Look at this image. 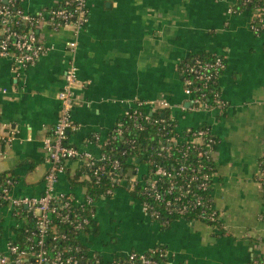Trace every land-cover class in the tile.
I'll use <instances>...</instances> for the list:
<instances>
[{"label": "crops", "instance_id": "0c3cea01", "mask_svg": "<svg viewBox=\"0 0 264 264\" xmlns=\"http://www.w3.org/2000/svg\"><path fill=\"white\" fill-rule=\"evenodd\" d=\"M62 1L26 0L23 8L36 14ZM232 5L231 0H89V23L80 34L72 28L41 31L48 51L34 66L20 70L12 58L0 57V175L15 179L12 196L44 194L50 167L44 141L61 110L68 44L77 41L81 86L72 146L99 158L131 102L163 99L174 107L182 129L208 126L220 141L212 197L221 228L178 220L163 230L140 202L117 190L96 204L101 235L83 237L82 243L107 261L159 246L166 248L168 264H251L264 257V194L257 181L264 153V33L251 31L253 12ZM194 54L227 62L219 80L222 112L188 109L191 101L177 68ZM83 165L80 159L66 163L57 194L85 200L86 187L74 182ZM27 224L0 204L1 253Z\"/></svg>", "mask_w": 264, "mask_h": 264}, {"label": "built area", "instance_id": "2783aa9c", "mask_svg": "<svg viewBox=\"0 0 264 264\" xmlns=\"http://www.w3.org/2000/svg\"><path fill=\"white\" fill-rule=\"evenodd\" d=\"M18 1L24 3L26 0H0V57L12 58L16 68L20 70L34 66L47 53L48 49L41 36L43 29L59 31L72 28L75 35H78L89 23V0H64L36 14L27 13L24 8L15 9ZM231 1L233 5L237 2H241L243 5L254 2V0ZM251 12H253L251 31L260 35L264 32V8L257 6ZM19 26L29 28L27 31H21L17 29ZM77 48V41L68 44L71 58L65 73V85L59 93L61 110L51 137L44 141V148L50 164L45 177L44 194L38 198H14L11 192L15 185L14 178L8 175L5 179H0V204L8 205L15 212L25 209L36 223L33 229L27 230L25 247L17 246L12 242L6 245L5 252H0V264H78L77 257L73 252H78L79 248L69 247L64 250L57 248L59 242H67L69 237L65 233H56L52 219L53 216H56L57 219H61L63 225H76V230H82L89 220H77L75 224L73 209L77 207L84 210V205H89L91 208L95 206L94 199L89 195L83 202H78L69 195L57 194V184L60 178L66 174V163L71 160L80 159L84 162L82 169L87 170L89 174H84L81 177L82 181L96 180L100 184L106 177L112 187L117 186L123 189L128 187L130 191H133L141 186L142 195H148L156 202L165 203L171 214L184 216L195 210L198 217L207 220L213 226L220 222V213L215 209L214 201L210 198L216 174L215 156L220 141L208 126L182 129L179 122L173 117L171 111L174 107L168 101L163 99L158 102L141 100L131 102L124 112L123 118L103 146L104 151L106 147L122 137L123 141L119 145L120 147L135 148L136 140L131 139L128 135L133 134L140 138L148 132L149 127L155 130L156 138L159 140L156 145L150 146L145 151L150 156H146V158L148 157L147 165L141 169V165L135 164L129 172L133 173L129 181L120 173L122 168L120 160L111 161L105 152L96 158L93 154L83 152L70 144V133L78 130L73 121L77 98L76 90L81 86L79 68L75 60ZM224 60L219 58L211 64L198 62L197 67L191 72L195 76L194 78L201 82L209 84L218 81L220 73L227 69ZM183 85L185 93L191 101L189 111L220 110L222 112L225 109V103L219 95H216L218 100L214 107L203 101L205 95L199 94L202 89L195 87L194 79H187ZM167 113L168 117H166ZM160 114L161 117H158ZM127 154V150L122 152V156ZM191 156H194L192 160ZM158 159L164 160L168 165L159 164ZM261 179H264V153L260 158L257 177L264 194V184L260 182ZM178 181L182 183L177 185ZM166 185H168L167 188ZM159 187H165L163 188L165 190L162 192ZM116 191L109 189L103 198L114 196ZM167 196H170L171 200L166 201ZM140 203L148 216L153 207L147 202ZM152 212L153 216L159 217V212ZM91 213L93 217H96L93 209ZM150 252L155 257H167V252L162 253L157 249ZM125 258L130 260V264H159L157 260L135 252ZM260 258L264 260V257ZM119 263L112 261V264ZM252 263L264 264V261L258 263L253 260Z\"/></svg>", "mask_w": 264, "mask_h": 264}, {"label": "trees", "instance_id": "16d2710c", "mask_svg": "<svg viewBox=\"0 0 264 264\" xmlns=\"http://www.w3.org/2000/svg\"><path fill=\"white\" fill-rule=\"evenodd\" d=\"M257 6H261L264 8V0H254V2L252 4H247V5H243L241 2H237L236 4L233 5V9L238 11V12L239 11H248V12L250 11L251 12V11H254V9ZM15 9H23V3L21 1H18L17 4L15 5ZM28 28L29 27H26V26L17 27V29H20L21 31H27ZM263 33H261V34H263ZM219 58L224 60V58H222V57H217V56L214 57V56L207 55V54L206 55L194 54L189 59H187L186 61L180 63L178 68H177L178 75H179L181 81L183 82V84L187 79H190V78L194 79L195 87L196 88L201 87V89H202L199 94L205 95V98H203L202 100L205 102H208L213 107L217 104L216 102H217L218 98H216V95H219V97L221 96V87L219 84V80L224 75L226 70H224L220 73L218 81L210 82L209 84L201 82L199 80H196L194 78L195 76L193 75L191 70L197 67L198 62L201 64H208V63L211 64V63H214ZM224 62L227 64V62L225 60H224ZM221 100H222V98H221ZM158 117H161V114L158 115ZM166 117H168V113L166 114ZM128 136L131 137V139L136 140L135 148L127 147L126 149H124L123 147H120L119 145H121L122 141H123V139L121 137L117 142L112 143L108 147H106V149H104L103 152L108 154L109 159L111 161H114L116 159L121 161L122 168L120 170V173H122L124 175V178L129 181L131 178V176L129 175L130 170H132V168H133V166H135V164L147 165L148 157H150V156H148L145 153V151L150 146L153 147L154 145H156L159 139L156 138V132L151 127H149L148 132L143 134L140 138L136 137V135H133V134L128 135ZM112 149H113V152H112ZM124 150H127L128 154L125 156H122V152ZM146 156H148V157L146 158ZM193 157L194 156H191V160L193 159ZM137 161H139V163H137ZM158 163L161 165L167 164L162 159H158ZM107 165H108V163H107ZM84 174H89V173L87 170L81 169L79 175L74 177V182L76 183L77 186L86 187L87 195L91 196L94 199L95 206L93 208H91L89 205H84V208H85L84 210L82 208L75 207L73 209V221L76 224L77 220L82 221L83 219H88L89 223L87 225H84V228L82 230H76V227H75L76 225H69V224L63 225L60 221L61 219H57L56 216L52 217L53 223H54V229H55L56 233H59V234L65 233L69 237V241L59 242L57 244V248L61 249V250H64V249L69 248V247L70 248H79L78 252H73L74 255H76V257H77L78 264H112V261L120 262L119 264H130V260L123 257V256H117V257L113 258L111 261H107L100 254L92 252L91 248L87 244L82 243V240H81L83 237H96L97 238L101 235V228H100V225L98 223V220L96 217H93L91 211L93 209L95 211V213H97L96 204L103 198V196L106 194V192L109 189H112L115 191L116 190H125L133 200H135L137 202L149 203L153 207L152 211H156V212L160 213L159 217H156V216H153L152 211H149V215H148L149 218H151L152 221L159 224L163 228V230L169 229L171 227V225L178 220H187L190 222L201 220V222H204L209 226H213V224H211L207 220H204V219H201L200 217H198V213L195 210L188 212L184 216H178L175 214H171L169 212L170 209L166 208L165 203L156 202L152 197H150L148 195L147 196L142 195L143 189L141 188V186L135 188L133 191H130L128 187H126V189L125 188L124 189L119 188L117 186L112 187V185L110 184L109 180L106 179V177H104L102 179L100 184H98L96 180H93L92 182L82 181L81 177ZM6 177H7L6 175H4V176L0 175V179H5ZM260 182L262 184H264V179H261ZM181 183H182L181 181H178L177 185H180ZM167 187H168V185H166V188ZM127 188H128V190H127ZM163 188H165V187H163ZM163 188L159 187V189L162 192L165 190ZM210 198L213 199L212 189H211V193H210ZM169 200H171V197L167 196L166 201H169ZM15 213L17 214L18 217L26 218L28 224L23 229H21L18 241L12 242V243H14L15 245L20 246V247H25L27 230L33 229L35 227L36 223H35V220L32 218V216H30L26 213L25 209L23 211H18ZM216 226L221 228V223L218 222ZM1 237L2 236L0 235V239H1ZM155 249L161 251L162 253H166V251H167L166 248L163 246H159ZM135 253L139 254L137 252H135ZM144 255L146 257L157 260L159 262V264H168L166 256L165 257H155L152 252H148ZM254 261H256L258 263H262L264 260L260 257H255Z\"/></svg>", "mask_w": 264, "mask_h": 264}, {"label": "rangeland", "instance_id": "374dc122", "mask_svg": "<svg viewBox=\"0 0 264 264\" xmlns=\"http://www.w3.org/2000/svg\"><path fill=\"white\" fill-rule=\"evenodd\" d=\"M259 163H260V161H259ZM144 168V165H141V169H143ZM116 239H113V242L115 241Z\"/></svg>", "mask_w": 264, "mask_h": 264}, {"label": "water", "instance_id": "95a60500", "mask_svg": "<svg viewBox=\"0 0 264 264\" xmlns=\"http://www.w3.org/2000/svg\"><path fill=\"white\" fill-rule=\"evenodd\" d=\"M189 106V105H188ZM137 163H139V161H137ZM130 176H133V173H130Z\"/></svg>", "mask_w": 264, "mask_h": 264}]
</instances>
